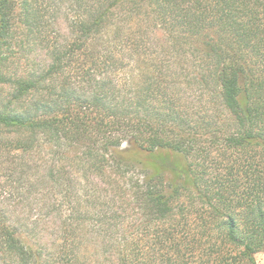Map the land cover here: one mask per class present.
<instances>
[{
  "label": "trees",
  "instance_id": "trees-1",
  "mask_svg": "<svg viewBox=\"0 0 264 264\" xmlns=\"http://www.w3.org/2000/svg\"><path fill=\"white\" fill-rule=\"evenodd\" d=\"M183 83L225 113L182 103ZM131 149L128 187L108 168ZM95 173L132 190L154 247L80 246L52 207ZM32 200L47 213L19 212ZM53 246L68 264H259L264 0H0V264H52Z\"/></svg>",
  "mask_w": 264,
  "mask_h": 264
},
{
  "label": "rangeland",
  "instance_id": "rangeland-1",
  "mask_svg": "<svg viewBox=\"0 0 264 264\" xmlns=\"http://www.w3.org/2000/svg\"><path fill=\"white\" fill-rule=\"evenodd\" d=\"M181 79L184 78L182 77ZM181 90L185 95L182 103L187 104L185 100H190L194 106L210 104L216 115L225 113L221 99L215 94V87H212L209 93L206 92L207 95H204L203 98H200V89L195 84L183 83ZM1 94L5 95V91L2 89ZM123 147L127 148L128 144L125 143ZM37 156L40 157V162L42 159L46 161L48 159L47 151L44 149L40 150L36 154ZM126 158L127 161L121 165L114 162L113 168L109 167L108 171L112 174L114 173L113 177L119 175L123 179L121 180L122 182L129 184L128 187H132V184L134 185L137 181L144 178L145 169L137 158V151L129 150L126 153ZM67 165L73 171H78L81 168V165L79 166L71 160H68ZM41 171L43 169H34V173H40ZM48 174H50L49 171ZM96 174L92 175L94 177L93 181L96 182L95 186L90 189L77 180L72 183L73 177H65L69 178V186L65 187L67 189L62 195L56 197L57 201L52 207L55 213H62L67 216L72 230L79 227V233L81 234L80 246L98 245V242L103 241L105 236H108V239L106 238L108 243L114 244L125 233V236L127 234L131 235L130 241L132 242L146 243L154 247L156 241L152 233L155 232L156 228H154V224L145 222L143 211L133 198L132 190H128V193L125 194L124 189L115 180L112 181L109 176L105 177L104 175L99 178V175ZM89 176L91 177L90 173ZM56 178L58 180L60 177L57 176ZM48 210L50 211V209ZM22 211L32 217L40 212L47 213L39 200H32L28 204L23 205L19 212L23 213ZM50 229L45 233V237L52 239L56 234H53ZM72 244V242H69L67 245L70 247ZM61 249L56 246L47 248L46 253L49 254L52 264H68L66 257L59 255ZM256 257L259 264H264V252L257 253ZM81 259L84 260L85 256L82 255Z\"/></svg>",
  "mask_w": 264,
  "mask_h": 264
}]
</instances>
